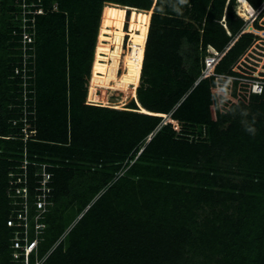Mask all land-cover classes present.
I'll return each instance as SVG.
<instances>
[{
    "label": "trees",
    "instance_id": "obj_1",
    "mask_svg": "<svg viewBox=\"0 0 264 264\" xmlns=\"http://www.w3.org/2000/svg\"><path fill=\"white\" fill-rule=\"evenodd\" d=\"M20 1L0 0V264H24L12 240L22 227L8 224L22 207L8 174L24 159L31 236L36 173L42 163L51 173L43 264H264V88L231 77L259 37L240 33L235 8L249 19V2L264 0H33L44 12L29 13L25 64ZM106 2L150 11L143 52L131 55L137 101L171 113L180 135L175 121L156 130L162 118L135 99L132 110L86 103ZM207 46L225 52L200 78ZM26 89L36 119L23 139Z\"/></svg>",
    "mask_w": 264,
    "mask_h": 264
},
{
    "label": "built area",
    "instance_id": "obj_2",
    "mask_svg": "<svg viewBox=\"0 0 264 264\" xmlns=\"http://www.w3.org/2000/svg\"><path fill=\"white\" fill-rule=\"evenodd\" d=\"M20 1V0H17ZM19 4L20 14L15 16L16 20H19L21 23V27L23 28L21 43L23 46V63H27V59L29 54L26 52L27 44H30L33 41V31L29 29L31 26L28 24V21L32 18L29 17L30 12L35 13H42L43 8L41 6L37 7L35 11H31V7L35 6L36 3L33 0H22ZM252 8V7H251ZM249 19H245V25L240 33L244 32H254V28L256 27V21L258 25L261 27L260 30H264V2L258 8H252L250 11ZM34 13V14H35ZM33 20V19H32ZM257 34V33H255ZM261 34V33H260ZM258 35V34H257ZM259 37L251 44V46L238 58L236 64L232 67L234 71H238L243 74L242 77L240 76H231L234 78H238L243 81H247L251 83V90L254 93H261L264 88V39H262V34L258 35ZM264 36V35H263ZM21 46V48H22ZM208 52L204 55V67L202 68L201 78L214 73L213 69L215 64L218 60L223 56L225 51L218 52L213 49H207ZM28 68V67H27ZM15 73H19L21 68L16 66L14 68ZM23 71L26 70V65L22 69ZM25 75L22 72V76ZM26 90H24V103L22 109V117L20 118L23 122L21 125V132L23 134V139H27L33 129L31 128L32 125L30 123L35 120V109L34 105L33 108L31 104L27 102L29 96L26 94ZM86 103L93 104L97 103L96 101H91L89 95L87 97ZM14 124L17 123V119L13 121ZM36 162H34L35 164ZM42 169L40 172L36 174H40L42 177L37 179L40 182L35 188V211H37L36 215L33 214L34 219V226H33V233L34 236L29 234L31 223L29 220L30 214V205H29V189H28V178L26 168L28 166V160L24 159L20 168L23 170H19V167H16L9 172V183L11 187L15 189V192L21 197V205L22 207L17 211L16 217L18 220L16 221L13 218H10L8 221L9 225H14L22 227L18 228L14 232L13 246L17 249L15 251L14 256L15 258H21V255L24 254V264H31L30 262V253L33 250L38 249L39 239L41 234L44 230V223L38 221L40 215L46 211L47 206V197L50 187L47 186V183L50 181L51 173L46 170V164H40ZM19 249V250H18ZM22 249H25L22 251ZM48 254V253H47ZM46 257L39 259L37 256L35 258V264H41Z\"/></svg>",
    "mask_w": 264,
    "mask_h": 264
},
{
    "label": "rangeland",
    "instance_id": "obj_3",
    "mask_svg": "<svg viewBox=\"0 0 264 264\" xmlns=\"http://www.w3.org/2000/svg\"><path fill=\"white\" fill-rule=\"evenodd\" d=\"M127 9H130V18L127 17ZM149 14V10L142 8L121 4L115 5L112 2L105 3L90 72L91 77L89 80L88 94L91 101H96L97 103L102 102V104L113 106L112 108L132 110L128 106V103L132 99L137 98L136 86H138L137 80L141 58L137 62L138 73L134 75L131 55L135 50H141L143 52ZM143 34L145 36L141 37ZM257 34L261 35L260 32ZM261 37L264 39L263 34ZM141 38H143L142 43L140 42ZM182 47L181 54L184 59V65L189 69L191 66V58L188 52H191V49L187 43L182 45ZM208 49L213 48L208 46ZM93 75H97L98 77L96 82L91 83ZM140 82L141 80H139ZM135 96L136 98H133ZM136 110L146 113L149 112L140 105ZM168 118L160 122L156 130L165 125ZM176 126L177 133L180 135L183 127L179 121L176 122ZM190 136L193 137L192 134ZM194 137L197 136L195 135ZM238 178L240 177L238 176Z\"/></svg>",
    "mask_w": 264,
    "mask_h": 264
},
{
    "label": "clouds",
    "instance_id": "obj_4",
    "mask_svg": "<svg viewBox=\"0 0 264 264\" xmlns=\"http://www.w3.org/2000/svg\"><path fill=\"white\" fill-rule=\"evenodd\" d=\"M238 0H236V2H237ZM249 4H250V6L252 7V8H256V7H254L250 2H249ZM235 5H236V3H235ZM104 6H105V4H104ZM104 6H103V8H104ZM125 6H127V5H125ZM128 11H130V9H127V14H128ZM43 12H44V9H43ZM42 12V13H43ZM235 12L238 14V16H240L243 20H244V22H245V18L243 17V16H241V15H239V13H238V11H237V9L235 8ZM35 14H38V13H35ZM130 14V13H129ZM127 17H129V16H127ZM128 19V18H127ZM223 20H224V18H223ZM255 23H257V21L255 22ZM100 24H101V20H100ZM258 24V23H257ZM225 25V24H224ZM256 27L255 28H258V29H260L257 25H255ZM99 28H100V26H99ZM253 33V32H252ZM255 34V33H254ZM147 40V39H146ZM96 44H97V41H96ZM209 47H211V46H209ZM95 48H96V46H95ZM213 48V47H212ZM208 46H207V48H206V50H205V54L208 52ZM215 50V49H214ZM145 51V50H144ZM217 51V50H216ZM94 54H95V52H94ZM204 54V55H205ZM94 59V58H93ZM143 59H144V55H143ZM203 60H204V56H203ZM220 60V59H219ZM219 60H218V62H219ZM218 62L215 64V66L218 64ZM203 63H204V61H203ZM142 65H143V62H142ZM215 66H214V68H215ZM204 67V66H203ZM141 69H142V67H141ZM213 71H214V69H213ZM201 74H202V69H201ZM212 74H216L215 72L214 73H212ZM210 75V74H209ZM91 77V76H90ZM141 77V76H140ZM205 77V76H204ZM201 78V77H200ZM203 78V77H202ZM90 80V79H89ZM139 85V84H138ZM137 87V86H136ZM88 88H89V83H88ZM137 89V88H136ZM88 92H87V97H88ZM133 98H136V96L135 97H133ZM86 100H87V98H86ZM136 100V102H137V104H138V106H139V103H138V99L136 98L135 99ZM89 104V103H88ZM92 105H100V106H108V107H113V106H111V105H108V104H102V102H99V103H93ZM117 109V108H116ZM141 112V111H140ZM143 113H146V112H143ZM160 113V114H159ZM147 114H152V115H157V116H160L161 118H162V120H161V122L162 121H164V119H166L167 117H169L167 120V122H165L166 124L169 122V121H175L176 122V120L175 119H173L172 118V115H171V113H163V112H157V113H147ZM35 119H36V112H35ZM40 241H41V237H40V239H39V244H40ZM25 249H22V251H24ZM32 253H34L37 257H38V254H37V250H33L31 253H30V255L32 254ZM47 253L43 256V257H38L39 259H42V258H44V257H47ZM22 257V259L24 258V254H22L21 255ZM36 258V257H35ZM46 259V258H45ZM44 259V260H45ZM44 263V261L41 263V264H43ZM33 264H35V260H34V263Z\"/></svg>",
    "mask_w": 264,
    "mask_h": 264
},
{
    "label": "crops",
    "instance_id": "obj_5",
    "mask_svg": "<svg viewBox=\"0 0 264 264\" xmlns=\"http://www.w3.org/2000/svg\"><path fill=\"white\" fill-rule=\"evenodd\" d=\"M107 3V2H106ZM122 5V4H121ZM102 14H103V8H102V13H101V17H102Z\"/></svg>",
    "mask_w": 264,
    "mask_h": 264
}]
</instances>
